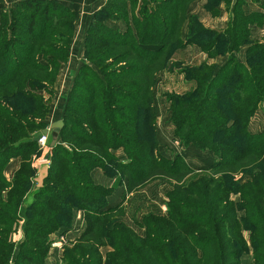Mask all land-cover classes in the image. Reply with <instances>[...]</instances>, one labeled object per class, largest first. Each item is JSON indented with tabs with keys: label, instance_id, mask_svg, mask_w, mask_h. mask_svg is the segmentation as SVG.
I'll return each instance as SVG.
<instances>
[{
	"label": "trees",
	"instance_id": "obj_1",
	"mask_svg": "<svg viewBox=\"0 0 264 264\" xmlns=\"http://www.w3.org/2000/svg\"><path fill=\"white\" fill-rule=\"evenodd\" d=\"M115 1L129 10L123 32L104 24L120 19ZM182 1L186 8H177ZM190 1L145 0L134 13L135 0H108L95 14L66 104L62 142L51 149L30 202L34 132L46 127L48 113L38 93L54 86L67 62L76 15L56 0H18L11 8L0 3V264H44L50 235L69 226L77 210L85 227L63 247L61 264H240L249 250L256 253L253 264H264V133L248 131L261 104L264 111V44L251 41L252 16L243 14L242 0L223 31L187 16ZM216 3L206 5L212 15ZM220 42L227 55L222 65L189 66L182 73L193 88L166 95L175 138L215 156L208 168L193 170L181 156L159 152L152 83H144L170 60L167 51L195 46L212 59ZM243 47L244 62L237 57ZM119 149L126 160L114 154ZM17 157L20 168L9 182L2 170ZM96 168L125 178L127 193L170 180L165 215L143 216L135 223L143 230L138 235L122 220V203L106 208L112 189L94 184ZM21 220L23 237L14 252L7 238Z\"/></svg>",
	"mask_w": 264,
	"mask_h": 264
},
{
	"label": "crops",
	"instance_id": "obj_2",
	"mask_svg": "<svg viewBox=\"0 0 264 264\" xmlns=\"http://www.w3.org/2000/svg\"><path fill=\"white\" fill-rule=\"evenodd\" d=\"M18 0H0L1 4L6 5L7 7L11 8L12 5L17 2ZM71 11H73L76 15V20L74 22V32L73 37L70 42V47L68 49V60L64 63L59 71L58 80L56 82L59 95L66 94L65 89L69 87V79L67 77L69 75H76L79 66L77 64V59L82 60L84 58V41H85V33L92 22L95 14L104 6L105 0H56ZM238 0H229L227 5L229 8L226 7V2L223 0L218 1L214 6L215 14H211L206 10V5L211 3L208 0H196L189 6V13L190 15H195L199 19L200 23L210 30L213 31H223L229 19L230 12L237 3ZM241 10L245 16H252V22L249 25V33L250 39L253 42H259L264 44V0H242L241 3ZM210 20L213 21L210 23ZM104 24L114 30H118L120 32L125 31L126 25L122 24L120 21H105ZM76 45L75 49L73 50L74 46ZM187 51L191 52L195 55H201L200 50L197 47H194L193 50L190 46L187 47ZM245 48H241L240 52L238 53V59L240 61L245 60L244 53ZM186 51V52H187ZM194 52V53H193ZM225 62V60H223ZM80 65L82 64L79 63ZM219 64V62H218ZM78 66V67H77ZM73 71V72H72ZM72 73V74H71ZM57 77V78H58ZM62 80V81H61ZM59 85V86H58ZM72 88V87H71ZM61 98V96H59ZM47 113L44 122L46 125L52 124L56 122L57 112L55 106ZM152 109L154 110L155 114V137L158 142V150L159 152L167 157L173 158L175 156H181L187 165L193 170H199L208 168L215 162V156L209 151H200L189 145L184 147L180 144V142L175 141L174 136V127L168 123L160 125L162 123V118L158 117L157 113L155 112V103L152 102ZM59 120V119H58ZM248 131L250 133H264V112L262 108L259 107L258 110L255 112L254 116L249 122ZM50 144V143H49ZM165 149L173 153V156H166L164 153ZM173 149V150H172ZM41 152V150L38 149ZM119 160H126L122 150H117L115 153ZM43 159L39 162H35V160L30 163V167L33 171V178L32 183L30 185L29 192L27 193L26 202H30L34 192L41 186L44 177L47 174V168L50 165V155L46 156L44 152L41 153ZM49 159V162H47ZM21 158H12L10 159L5 167L2 170V174L4 178L11 182L14 179L17 171L20 168ZM90 178L96 185H100L105 188H111L112 192L109 196L106 197V208L114 207L117 204L123 201L131 200L132 196L134 195L133 192L127 193L126 186L127 180L125 178H121L119 176L114 177H107L104 173L96 168L93 169L90 173ZM168 189L165 194L169 191ZM164 194V197H165ZM129 196H131L129 198ZM166 203V198H165ZM164 203V204H165ZM165 206V205H164ZM154 214H158L156 212H152ZM148 215V214H147ZM145 216V215H144ZM130 218V217H129ZM143 218V216L141 217ZM85 227L84 222V214L82 211L77 210L72 212V218L69 226L61 227L52 235H50L51 245L46 257L45 263L52 262L51 264H59L61 262V254L63 246L68 243L75 241L79 238L81 233L83 232ZM48 259V260H47ZM50 264V263H49Z\"/></svg>",
	"mask_w": 264,
	"mask_h": 264
},
{
	"label": "rangeland",
	"instance_id": "obj_3",
	"mask_svg": "<svg viewBox=\"0 0 264 264\" xmlns=\"http://www.w3.org/2000/svg\"><path fill=\"white\" fill-rule=\"evenodd\" d=\"M194 1H196V0H191L190 3L187 5V9H186L187 16H192V15H190L188 8L191 5V3H193ZM208 1H210V0H208ZM218 1L219 0H212L213 3H216ZM107 2H108V0H105L104 5ZM135 2L136 3L130 5V6H132L131 9L134 13H136L139 10V8L142 6V4L145 2V0H135ZM113 7H114L113 14H116V17L120 18V19H117L116 22L120 21L122 24L126 25L125 13H127L126 15H128V19H129V14H128L129 10L125 11V7H124L122 1H115ZM176 7L179 9H185L186 5L182 1V2H179V4ZM226 7L229 8V5H227V2H226ZM206 10H208V9L206 8ZM98 16H102V14L100 13ZM176 16L179 20V14L178 13ZM174 18L175 17H172V19H174ZM196 18H197V16H196ZM123 19H125V20H123ZM197 20L199 21L198 18H197ZM106 21H108V20H106ZM109 21H114V20H109ZM212 22L213 21L210 20V23H212ZM207 29H209V28H207ZM195 31H196V27H194L192 34H194ZM186 34H187V27H186V25H184L182 37L185 36ZM193 38H194V40H197V41H205V38L203 36H200V35H195ZM75 47H76V45L74 46L73 50L75 49ZM187 47H185L182 50L181 49H173L172 51L171 50L167 51L171 57L170 60H168L166 62V65L163 68L161 66H160V68H158V70L159 69L160 70L158 73L155 74V80H152L153 82H151V80L148 79L144 83V85L147 87H149L152 83V85H151L152 86V88H151L152 102L154 101V103H155V112L157 113L158 117L162 118V123L160 125L168 123L171 126V124H172V122L170 121V112H169L170 104L166 98V95L182 94L184 92L189 91L191 88H193V84L191 82H189V80L185 79L184 74L182 73L184 70H186L189 66L198 67L200 64H202L204 62H206L208 65L213 64L218 68L220 65H222L224 63L223 60L226 61V59H227V55L226 54L223 55V52L225 50L223 42H220L219 45L217 47H215L214 52H213V53H215V55L212 57V59H208V57H207L208 55L202 53L201 51H200L201 55L199 53V55L196 56L194 52H193L194 54H192L191 52H188ZM194 47L195 46H190V48H192V49ZM243 48L246 49V47H243ZM193 50H195V49H193ZM81 62L82 63L84 62V58L82 60L77 59V64L79 67L82 65V64L81 65L79 64ZM218 62H219V64H218ZM58 75H59V73H58ZM58 75H57V77H58ZM74 77H75V75H69L67 77L66 80L69 79V82H68L69 87H66L65 93L66 92L67 93L64 95L63 94L59 95L58 88L56 87L57 86L56 82L58 80L60 81L61 77H58L56 79L54 86H52L51 88L47 87L45 90H41L38 93L39 94L38 97L41 99L42 103L47 105L48 112H49V109L51 110L53 108L52 106H55L56 112H57V118H56L57 121H59V120L63 121V119H64L65 108H66V104H67V101L69 98V93L71 91L72 84L74 82L73 81ZM143 78H144V76H143ZM58 95L61 96V98H59ZM260 107L262 108L263 105L261 104ZM70 116L77 117L76 113H72V112L70 113ZM155 126H156V121H155L154 127ZM40 133H41V130L34 132L35 140H37L41 136ZM59 134H58V137L56 139L55 145L60 144L62 142ZM48 141L50 143V141H51L50 137H49ZM175 141L179 142V140L176 138H175ZM53 147H51V148H53ZM163 150H164V153H166V156H173L174 155L173 153H170V151L165 152L166 150L165 149H163ZM41 153L42 152L38 151V146H37L36 151L34 152V154H32V156L30 158V163H32L34 160H35V162L41 161L43 159ZM240 177H241L240 175L236 176L235 179L237 180ZM245 178H242L241 180H243ZM170 185H171L170 180L158 179V180H156L150 184H147L145 187L141 188L140 190L134 191L133 192L134 195L132 197L129 196V198L130 197L132 198L131 200H128L126 202L121 200L120 203L123 204V214H124L122 217V220L129 227H131L138 235L142 236L143 230L140 229L135 223L140 222L142 219L141 217L144 215L146 216L147 214L148 215H150V214L151 215H158V216L165 215L166 205L164 203H165L166 197H164V194L168 189H170V187H171ZM237 198H238L237 196L232 197L233 201H236V202L238 201ZM152 212H156L158 214H154ZM242 215H243L242 213H238L239 217H242ZM18 224L19 225L16 227V231L14 232V234L10 235L7 238V241L9 243H11L12 245H15L14 252L17 251V245L20 243V241L23 237V231H22L23 221L21 220ZM12 229H13V227H12ZM243 235L245 236L246 239H248V235H249L248 232L244 231ZM75 241L68 242L63 247H69L70 244L75 242ZM62 250H63V248H62ZM107 251H109V248H103L102 249L103 254H105ZM255 254L256 253H254L252 250H249L248 252L243 253L241 258H240V264H253V258H254ZM60 258H61V256H60ZM49 263L51 264L52 262H48V264ZM59 264H61V262H59Z\"/></svg>",
	"mask_w": 264,
	"mask_h": 264
},
{
	"label": "water",
	"instance_id": "obj_4",
	"mask_svg": "<svg viewBox=\"0 0 264 264\" xmlns=\"http://www.w3.org/2000/svg\"><path fill=\"white\" fill-rule=\"evenodd\" d=\"M63 126H64L63 121L59 120L52 124L46 125V127L43 130H41V133H40L41 135H44V136L49 135L50 140H51L50 147H53L55 145L58 134L60 133Z\"/></svg>",
	"mask_w": 264,
	"mask_h": 264
},
{
	"label": "built area",
	"instance_id": "obj_5",
	"mask_svg": "<svg viewBox=\"0 0 264 264\" xmlns=\"http://www.w3.org/2000/svg\"><path fill=\"white\" fill-rule=\"evenodd\" d=\"M49 136H44L41 135L37 140H36V144L38 146V149L41 150V152H44L46 154V156H49L51 154V147L49 144ZM49 162V159L48 161Z\"/></svg>",
	"mask_w": 264,
	"mask_h": 264
}]
</instances>
